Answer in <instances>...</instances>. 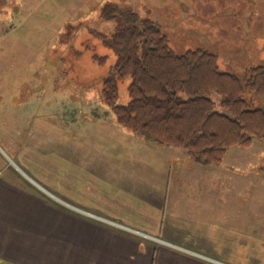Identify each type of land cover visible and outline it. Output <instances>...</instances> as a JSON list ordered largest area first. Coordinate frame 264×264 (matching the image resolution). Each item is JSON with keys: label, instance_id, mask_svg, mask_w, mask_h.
<instances>
[{"label": "rangeland", "instance_id": "obj_1", "mask_svg": "<svg viewBox=\"0 0 264 264\" xmlns=\"http://www.w3.org/2000/svg\"><path fill=\"white\" fill-rule=\"evenodd\" d=\"M105 1L0 0V155L7 166H20L25 151L33 156V169H103V136L118 126L100 97L114 55L89 30H112L113 23L98 15ZM111 1L155 19L174 51L200 47L215 53L222 71L240 76L264 62V0ZM67 24L74 25L69 35ZM92 53L106 56L105 62L97 64ZM128 80L118 83V103L129 99ZM244 157L252 167L240 172L242 178L221 165L203 177L219 183V247L233 246L234 228L237 254L229 259L261 264L264 153L261 159L254 151Z\"/></svg>", "mask_w": 264, "mask_h": 264}, {"label": "crops", "instance_id": "obj_2", "mask_svg": "<svg viewBox=\"0 0 264 264\" xmlns=\"http://www.w3.org/2000/svg\"><path fill=\"white\" fill-rule=\"evenodd\" d=\"M111 128L102 170L33 169L25 151L7 166L0 155V264H236L234 228L233 246L219 247V183L203 177L211 166ZM254 143L229 148L221 167L242 178L244 156L264 153Z\"/></svg>", "mask_w": 264, "mask_h": 264}, {"label": "trees", "instance_id": "obj_3", "mask_svg": "<svg viewBox=\"0 0 264 264\" xmlns=\"http://www.w3.org/2000/svg\"><path fill=\"white\" fill-rule=\"evenodd\" d=\"M98 15L113 23L112 30L89 32L114 55L100 97L119 125L150 142L182 148L206 166L220 165L229 148L247 147L254 138L264 142V62L238 76L220 70L207 49L174 51L159 24L128 5L107 0ZM73 27L66 25L68 35ZM92 59L103 64L106 56L92 53ZM126 78L129 99L122 104L118 83Z\"/></svg>", "mask_w": 264, "mask_h": 264}]
</instances>
